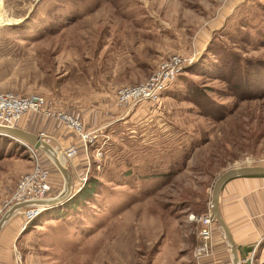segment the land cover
Instances as JSON below:
<instances>
[{
  "label": "rangeland",
  "instance_id": "1",
  "mask_svg": "<svg viewBox=\"0 0 264 264\" xmlns=\"http://www.w3.org/2000/svg\"><path fill=\"white\" fill-rule=\"evenodd\" d=\"M212 52L233 54L234 65L264 60V0H0V92L42 95L94 138L78 134L89 152L79 187L92 180L94 194L20 231L13 247L24 264H193L189 215L209 214L212 185L227 168L264 165V91L235 97L243 65L236 74ZM173 54L187 66L159 103L84 126L82 115L93 118L117 87L145 81ZM192 89L205 104L192 101ZM207 101L221 107L214 116L203 114ZM15 141L0 140V189L42 161L61 192L50 158ZM11 192L0 191V216ZM76 192L73 184L68 199Z\"/></svg>",
  "mask_w": 264,
  "mask_h": 264
},
{
  "label": "crops",
  "instance_id": "2",
  "mask_svg": "<svg viewBox=\"0 0 264 264\" xmlns=\"http://www.w3.org/2000/svg\"><path fill=\"white\" fill-rule=\"evenodd\" d=\"M99 107L95 111H91L90 116H93V118L89 119L88 115H82V121L85 127L96 126L100 123L108 124L114 120L115 115L118 114L117 116H120L124 113L116 101L111 99H108L103 104L101 103ZM139 108L140 105L130 111V119L136 116L134 113H137ZM70 111L69 113L72 115H77L75 114L76 111ZM17 127L37 134L44 132L45 139L59 152L60 158L63 159L62 163H65V157L62 155L63 150L70 145L76 147L77 154L68 160V163L70 164L69 169L73 176L74 191H78L79 186L82 184L80 177L85 171L84 163L89 158V152L84 148L85 146L79 138L78 133L67 127L57 118L47 116L40 112H26L18 120ZM41 165L49 169L47 163L41 161ZM5 184V188L0 189V191H4L5 193L11 192L15 187L12 180L6 181ZM51 184L52 190L49 197L56 196L60 193V191H57L59 186L55 182L53 183L52 179ZM263 205L264 176L234 177L225 182L221 188L219 195L220 214L235 241L237 253L242 264H264ZM23 218L24 215L21 208L14 212L3 224L0 230V264H15V250L13 245L19 232L23 231L26 226ZM196 225L195 236L197 240H195L194 245L189 250L193 264H232L229 245L223 236L221 228L214 221L211 224L212 233L209 243V253L199 258L194 256V249L201 242V238L198 236V230L201 224L197 223ZM252 252V262L243 261L249 258ZM173 253L174 256L177 255L176 252ZM175 258L177 261H182L180 260L182 257L180 259L179 256Z\"/></svg>",
  "mask_w": 264,
  "mask_h": 264
},
{
  "label": "built area",
  "instance_id": "3",
  "mask_svg": "<svg viewBox=\"0 0 264 264\" xmlns=\"http://www.w3.org/2000/svg\"><path fill=\"white\" fill-rule=\"evenodd\" d=\"M186 62V58L180 54H173L162 60L145 81L138 84H127L117 87L114 92L116 103L125 112L132 111L136 106H139L142 101L159 103L163 92L173 84L182 69L187 66ZM26 112H40L47 116L57 118L63 122V124L72 127L85 143H91L94 139L91 132L83 130L81 121L60 109L53 110L42 95H20L10 91L0 92V125L16 126L18 120ZM40 135L43 138L46 137L44 132H41ZM26 149L31 151L34 155L35 149L33 147L26 145ZM100 149V147L96 148L97 156L102 154ZM76 152V147L71 145L63 150V155L65 159L68 160L72 158ZM36 159L37 162L38 158L36 157ZM49 178L50 173L47 168L41 167L39 164L35 165L31 170L18 177L9 198L2 201L1 209L4 210L15 203L34 202L36 200L48 198L52 190V184ZM85 178H80V181L83 182ZM22 210L26 225L42 209L36 205H30L22 208ZM207 215L208 214L194 215L192 213L189 215L191 221L201 224L198 230V236L201 238V242L195 247L193 252L194 256L197 258L209 253L212 221ZM15 260V264H24L22 256L17 250L15 253ZM252 260L253 252L249 258L243 261H249L251 263Z\"/></svg>",
  "mask_w": 264,
  "mask_h": 264
},
{
  "label": "water",
  "instance_id": "4",
  "mask_svg": "<svg viewBox=\"0 0 264 264\" xmlns=\"http://www.w3.org/2000/svg\"><path fill=\"white\" fill-rule=\"evenodd\" d=\"M0 134L9 136L20 143L24 144V146L28 145L35 149H38L44 152L52 161L56 169L60 172L64 179V187L63 190L56 196L48 197L45 199L36 200L34 202H21L15 203L9 206L0 216V230L3 224L7 221V219L14 214V212L20 210L21 208L36 205L41 209H46L50 207H55L63 202H65L68 198L71 197V193L73 190V182H72V175L67 167L60 161V159L55 154L56 149L40 134L33 133L22 128L16 126H4L0 125ZM253 175H261L264 176V165H241V166H233L227 168L221 174L217 176L215 179L210 200H209V218L216 222L221 228L223 236L229 245V249L232 255V264H241L235 241L231 235V232L225 223L224 219L222 218L219 210V195L222 186L228 180L239 177V176H253Z\"/></svg>",
  "mask_w": 264,
  "mask_h": 264
},
{
  "label": "trees",
  "instance_id": "5",
  "mask_svg": "<svg viewBox=\"0 0 264 264\" xmlns=\"http://www.w3.org/2000/svg\"><path fill=\"white\" fill-rule=\"evenodd\" d=\"M213 55H218L219 58H217V60L221 61L220 67H224V68H229L232 69V65L236 68V74H237V69L240 68L239 65H243V70L240 72L239 71V75H241L242 80L239 82L240 84L238 85H242L243 86V90L241 92L235 91V97H239V99H251V98H255L256 96H258L256 94L257 91H253V89H257L258 91H264V80L263 81H259V76H263L264 77V66H261V63H264V60H253L251 62H249L250 60H245L242 63H239V60L236 61V65H234V60L236 59L233 54L229 53V52H212ZM252 66L254 67L255 72L259 70L258 74L255 73L254 77L253 74L251 72L248 71V68ZM235 71V70H234ZM233 71V73H234ZM232 76H235V74H232ZM257 76V77H256ZM231 79H229L228 81H231ZM192 93V94H191ZM236 93H240V94H236ZM263 93V92H260ZM200 95V96H199ZM205 96V94L203 92H199L196 89H192L191 92L189 93V96L192 97V101H194L197 105H203L205 103L199 101L201 100L200 97ZM242 96V98H240ZM206 106L208 107L207 110H205V112H203V114L205 115H215L216 113V109L218 107V110L220 111L221 107L217 104H215V102L213 101H207L206 102ZM217 106V107H216ZM0 140H7V143H16L15 139L0 134ZM18 145V144H17ZM16 145V146H17ZM25 149V148H24ZM3 155L2 152H0V157ZM92 180H88L85 184H83L79 190L76 192L75 197L72 200H66L65 202H63L62 204L55 206V207H50V208H46L43 211H41V213L38 215V217H36L34 220H32L31 222L27 223L25 228L23 229V231L28 229L29 225L32 224H38L37 222L40 221V219H42L40 216L44 213L47 212L49 210H56L57 208L60 207H64L66 206L69 202L73 201V200H79L82 197V200H89L91 198V196L94 194V188H93V184H92ZM73 197V196H72ZM77 197H79V199H76ZM205 212H208L207 210H205ZM204 212V213H205Z\"/></svg>",
  "mask_w": 264,
  "mask_h": 264
},
{
  "label": "bare ground",
  "instance_id": "6",
  "mask_svg": "<svg viewBox=\"0 0 264 264\" xmlns=\"http://www.w3.org/2000/svg\"><path fill=\"white\" fill-rule=\"evenodd\" d=\"M12 20V19H11ZM55 154L57 155V157L60 159V161L62 162V158H60V155H59V152L57 151V149H56V152H55ZM63 155V154H62ZM64 164V163H63ZM64 166H65V164H64ZM66 167V166H65ZM208 217H209V215H207ZM212 221V220H211Z\"/></svg>",
  "mask_w": 264,
  "mask_h": 264
}]
</instances>
